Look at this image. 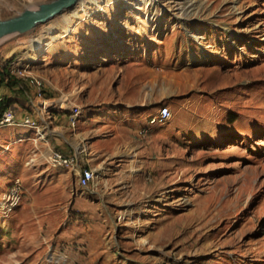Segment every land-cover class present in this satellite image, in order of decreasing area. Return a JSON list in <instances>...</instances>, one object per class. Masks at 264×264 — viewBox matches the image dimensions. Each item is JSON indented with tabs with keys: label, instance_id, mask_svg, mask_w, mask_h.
Here are the masks:
<instances>
[{
	"label": "rangeland",
	"instance_id": "rangeland-1",
	"mask_svg": "<svg viewBox=\"0 0 264 264\" xmlns=\"http://www.w3.org/2000/svg\"><path fill=\"white\" fill-rule=\"evenodd\" d=\"M45 1L0 0V19ZM2 70L28 87L0 74V117L170 116L141 127L144 154L99 153L85 188L34 128L0 125V264H264V0H84L1 40Z\"/></svg>",
	"mask_w": 264,
	"mask_h": 264
},
{
	"label": "crops",
	"instance_id": "crops-1",
	"mask_svg": "<svg viewBox=\"0 0 264 264\" xmlns=\"http://www.w3.org/2000/svg\"><path fill=\"white\" fill-rule=\"evenodd\" d=\"M136 97L143 99L146 96L139 93L133 96ZM138 102L140 106L137 107L120 110L107 107L91 116L83 115L82 107L77 105L81 108V113L74 122L69 118L71 106L67 105V108L60 110L54 107L41 117L44 123L40 125L44 134L41 140L48 146V154L53 148L73 154L82 166L92 168L96 173L100 165L95 164L94 159L99 153L114 159L139 156L146 152V147L140 140L144 138V134L140 133L141 127L148 126L147 120L150 119L153 108L145 109L143 100ZM73 105L76 104L72 103ZM127 114H134L135 117ZM158 123L160 122L150 123V127ZM67 176L68 172L61 171L58 178L64 179Z\"/></svg>",
	"mask_w": 264,
	"mask_h": 264
},
{
	"label": "built area",
	"instance_id": "built-area-1",
	"mask_svg": "<svg viewBox=\"0 0 264 264\" xmlns=\"http://www.w3.org/2000/svg\"><path fill=\"white\" fill-rule=\"evenodd\" d=\"M40 83H38L39 85ZM44 108L46 107V104L44 105ZM49 110V109H48ZM81 113V108L77 105H73L69 109V118L72 122H74L77 117ZM170 116V110L167 105H161L158 108L157 113L153 114L150 117V122H164L166 119H168ZM5 124H23L30 126L36 130V132L43 137V132H41L39 123L32 118L29 115H24L22 118L17 117L15 113L11 109H5L0 117V125ZM47 161L50 165L53 167H67L73 171H76L77 178L76 182L78 186L85 188L87 187L94 179L95 172L92 168L84 167L81 165V163L78 161V158L73 154H66L62 151H59L57 149H51L48 156ZM21 190V184L20 180L18 178L14 179L9 187V189L6 191V193L3 195L2 201H1V207L4 211H11L19 202L20 195L19 191Z\"/></svg>",
	"mask_w": 264,
	"mask_h": 264
},
{
	"label": "water",
	"instance_id": "water-1",
	"mask_svg": "<svg viewBox=\"0 0 264 264\" xmlns=\"http://www.w3.org/2000/svg\"><path fill=\"white\" fill-rule=\"evenodd\" d=\"M81 0H49L33 7H25L15 15L0 19V41L13 34H25L47 23L62 12L73 8Z\"/></svg>",
	"mask_w": 264,
	"mask_h": 264
},
{
	"label": "trees",
	"instance_id": "trees-1",
	"mask_svg": "<svg viewBox=\"0 0 264 264\" xmlns=\"http://www.w3.org/2000/svg\"><path fill=\"white\" fill-rule=\"evenodd\" d=\"M1 75H4L6 74L8 79L6 82V84L9 86V87H17L21 90H24L25 91V88L28 87L27 83H25L24 81H21L15 77H13L12 75H10L6 70H2ZM3 106H5V98L4 97H0V107L3 108Z\"/></svg>",
	"mask_w": 264,
	"mask_h": 264
},
{
	"label": "bare ground",
	"instance_id": "bare-ground-1",
	"mask_svg": "<svg viewBox=\"0 0 264 264\" xmlns=\"http://www.w3.org/2000/svg\"><path fill=\"white\" fill-rule=\"evenodd\" d=\"M111 1V0H110ZM115 1V0H114ZM113 2V1H112ZM79 5H80V7L81 8H83L84 9V0H81L80 2H79ZM64 28V27H63ZM72 28H71V26H67V27H65L64 28V32L67 34V33H69V31L71 30ZM63 32V31H62ZM64 33V34H65ZM53 37H55V36H53ZM49 43V42H48ZM48 43H45V45H47ZM44 46V44H43V42L42 41H37L35 44H34V48H36V49H38L39 50V48H42ZM36 49H34L35 51H36ZM37 50V51H38ZM40 51V50H39ZM34 52V51H33ZM37 53V52H36ZM29 60V59H28ZM29 64V63H28Z\"/></svg>",
	"mask_w": 264,
	"mask_h": 264
}]
</instances>
